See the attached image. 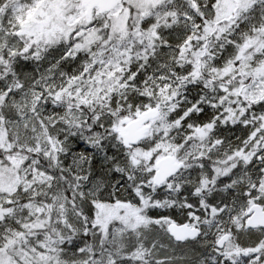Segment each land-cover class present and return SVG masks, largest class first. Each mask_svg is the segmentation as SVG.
Listing matches in <instances>:
<instances>
[{"label":"snow or ice","instance_id":"1","mask_svg":"<svg viewBox=\"0 0 264 264\" xmlns=\"http://www.w3.org/2000/svg\"><path fill=\"white\" fill-rule=\"evenodd\" d=\"M0 264H264V0H0Z\"/></svg>","mask_w":264,"mask_h":264}]
</instances>
